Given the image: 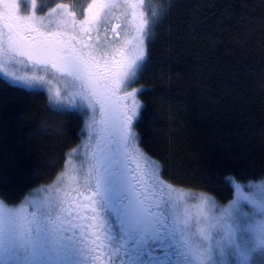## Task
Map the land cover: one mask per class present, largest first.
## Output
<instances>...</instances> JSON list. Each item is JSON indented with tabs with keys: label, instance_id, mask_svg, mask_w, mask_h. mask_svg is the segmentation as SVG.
I'll use <instances>...</instances> for the list:
<instances>
[{
	"label": "snow or ice",
	"instance_id": "6c2138e0",
	"mask_svg": "<svg viewBox=\"0 0 264 264\" xmlns=\"http://www.w3.org/2000/svg\"><path fill=\"white\" fill-rule=\"evenodd\" d=\"M35 8L0 0V73L32 92L47 88L55 111L84 115L87 139L83 159L72 149L44 196L0 201V264H264V175L247 218L235 206L216 215L207 196L193 213L137 144V89H122L143 70L150 23L164 10L149 17L143 0H91L77 19L64 4L47 18ZM120 8L131 32L102 43L101 27ZM252 225L254 242L242 246L235 237Z\"/></svg>",
	"mask_w": 264,
	"mask_h": 264
},
{
	"label": "trees",
	"instance_id": "16d2710c",
	"mask_svg": "<svg viewBox=\"0 0 264 264\" xmlns=\"http://www.w3.org/2000/svg\"><path fill=\"white\" fill-rule=\"evenodd\" d=\"M150 2L164 11L136 81L140 149L166 183L226 204L264 175V0ZM84 128V115L0 75V199L55 181Z\"/></svg>",
	"mask_w": 264,
	"mask_h": 264
},
{
	"label": "rangeland",
	"instance_id": "374dc122",
	"mask_svg": "<svg viewBox=\"0 0 264 264\" xmlns=\"http://www.w3.org/2000/svg\"><path fill=\"white\" fill-rule=\"evenodd\" d=\"M21 2H22L26 11L32 10V0H21ZM51 2L54 4V7L49 8L47 3H51ZM90 2H91V0H36L35 13L37 16L47 18L51 9L55 8L57 4H64V5L68 6L70 11L76 13L77 19H83V16L85 15L86 9H87L88 4ZM121 3H123V0H121ZM143 4H144V8H143L144 12L146 13V15L151 17L152 9L156 8V7L150 2V0H143ZM123 13H124L123 8L117 9L115 15L118 16L119 19L117 20L115 18H110L109 22L104 24L101 27L100 35H101V42L102 43L104 42L103 38L105 35L108 38V42L112 43L110 37L114 36L112 29L116 24L120 25V27L117 28L119 30V31L117 30L118 31L117 33L123 32L126 34V33L131 32V28L129 27V24H128V17H126ZM151 25H152V23H150V27H151ZM150 27H149V29H150ZM148 33H149V30H148ZM93 35H95V34H93ZM147 37H148V35H147ZM147 37L145 39V46H146V42H147ZM138 73H137V77H138ZM0 75L8 83L16 86L11 80L4 77L3 73H0ZM137 77H135L133 80L128 82V86H129L130 91L132 89H137L136 99L138 100V94H139L140 90L138 89V87L136 85ZM61 88H63V86ZM47 93H48V91H47ZM139 111H140V108L138 110V115H139ZM89 114H90V112H89ZM138 115H137V118H138ZM85 124H86V117H85ZM133 132L135 133L137 144L139 146L137 133L135 132V130H133ZM86 139H87V130H86V126H85L82 141L78 145L79 147L77 146L78 151L76 154H74L72 156V159L76 162H79L83 159L82 153L85 150L83 142L86 141ZM139 148H140V146H139ZM161 179L163 180L162 177H161ZM260 182L252 183V184H248V185H240V188H241L240 193L236 192V185H235V195H234V198L231 200V202H233L232 205H230V203H229L230 201L226 204H221L213 196L206 194V193L179 189V188H176L174 186H173V189H174L173 194L180 197L184 201L186 206H188L193 213L196 212L197 205L199 204L201 197L207 196V197L211 198L210 199V204H211L210 210H213L216 215H220L225 209H228L229 207L235 206L247 218L249 216V213L253 211L252 203L250 202V200L248 198L258 192V185L260 184ZM51 184H49V185H51ZM49 185H47V186H49ZM43 189H44V187L42 189H39V191H35L30 196H35L37 198L44 196L46 193L43 191ZM0 201H3V200L0 199ZM245 209H247V211H245ZM258 222L259 221L257 220L256 223H258ZM254 227H255V225H252V227H250L248 229L241 230L240 232L237 233V236L235 237V239H237L242 246L254 242V234L252 231V228H254ZM230 259L233 261H236L238 258L237 257H230Z\"/></svg>",
	"mask_w": 264,
	"mask_h": 264
},
{
	"label": "flooded vegetation",
	"instance_id": "af4514ba",
	"mask_svg": "<svg viewBox=\"0 0 264 264\" xmlns=\"http://www.w3.org/2000/svg\"><path fill=\"white\" fill-rule=\"evenodd\" d=\"M117 30H118V29H117ZM118 31H119V30H118ZM118 31H116V32H118ZM124 35H125V33L122 32V33H119V35H117V36H111L110 39H111L112 43H116V42H118V41H119ZM18 71L20 72V74H23V73H25V72H28V73L30 74V73L33 71V69L31 68L30 65H28V66H20L19 69H18ZM49 78H51V75H50V74H49ZM54 82L57 83L58 85H60L61 87L63 86V85H62L63 83H61V82H59V81H55V80H54ZM126 91H130L129 86H128V83H127L126 87H125L124 89H122V94H123V92H126ZM39 92L47 93V89H46V88H42ZM98 115H99V113H97V116H98ZM134 123H135V119H134L133 122H132V129H133ZM156 254H158V255H162V250L157 249Z\"/></svg>",
	"mask_w": 264,
	"mask_h": 264
}]
</instances>
